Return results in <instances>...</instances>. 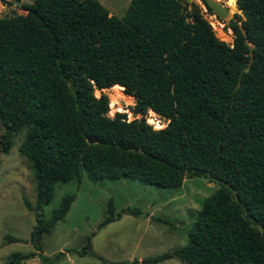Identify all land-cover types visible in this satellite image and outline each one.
<instances>
[{"label":"trees","instance_id":"16d2710c","mask_svg":"<svg viewBox=\"0 0 264 264\" xmlns=\"http://www.w3.org/2000/svg\"><path fill=\"white\" fill-rule=\"evenodd\" d=\"M235 6L248 17L229 20L230 44L185 0H129L120 17L97 0H32L21 4L24 14L0 17V153L25 131L17 151L35 182L34 205H24L36 216L34 251L10 253L5 264L63 255L48 260L39 241L74 195L62 196L47 220L42 207L57 183H79L81 172L93 182L156 188L190 177L217 184L185 246L141 263L264 264V0ZM113 86L133 97L139 118L108 116L102 90ZM147 110L164 127L148 125ZM123 212L133 213H114L108 200L98 227ZM87 248L67 252L83 256Z\"/></svg>","mask_w":264,"mask_h":264},{"label":"rangeland","instance_id":"374dc122","mask_svg":"<svg viewBox=\"0 0 264 264\" xmlns=\"http://www.w3.org/2000/svg\"><path fill=\"white\" fill-rule=\"evenodd\" d=\"M97 1L108 10V15L120 17L129 0ZM219 1L227 5L228 0ZM19 2L16 5L13 0H0V17L24 14L21 4L31 3L32 0ZM189 2L198 6L214 35L230 44L232 35L227 25L230 19H234V14L242 19L241 11L234 5L229 8L230 11L236 9V12L217 19L206 11L201 0ZM102 92L107 99L112 94L107 89ZM120 92L128 96L123 89ZM94 94L98 96L99 92L94 91ZM133 105L134 99L130 96L128 104L122 107L123 111L116 110V105L112 109L108 105L107 114L113 116L115 112H123L126 120L139 118L141 115L130 111ZM142 117L153 129L166 124L164 118L153 116L151 110H147ZM24 133L22 130L14 134L8 152L0 153V264H5L10 253L34 251L29 238L36 216L33 210L25 207L24 201L34 205L35 182L29 165L17 151ZM216 188L215 182L203 177L184 178L178 188L172 189L124 179L93 182L81 172L79 183L75 180L57 183L50 202L42 207V217L47 220L62 196L74 195L63 219L55 221L50 232L42 235L39 241L40 253L48 260L59 252L63 255L53 263H43L36 255L22 264H131L132 260L146 264L141 261L185 246L187 231L197 211ZM108 200L112 202L114 213L122 209H130L133 213H120L117 219L98 227L106 216ZM7 236L17 240L9 242ZM86 242L88 248L85 255L67 252L81 250ZM151 264L183 263L173 257Z\"/></svg>","mask_w":264,"mask_h":264},{"label":"water","instance_id":"95a60500","mask_svg":"<svg viewBox=\"0 0 264 264\" xmlns=\"http://www.w3.org/2000/svg\"><path fill=\"white\" fill-rule=\"evenodd\" d=\"M186 2H189L190 0H185ZM205 5L208 7L209 12L214 15L217 19H224L229 15V8L227 5L222 3L219 0H203ZM13 2L18 5L20 4L19 0H13ZM235 5V1H234ZM237 9V8H236ZM241 17L243 20L247 19L248 17V11L244 10L241 12ZM121 103V101H120ZM123 105V103H121Z\"/></svg>","mask_w":264,"mask_h":264},{"label":"bare ground","instance_id":"6f19581e","mask_svg":"<svg viewBox=\"0 0 264 264\" xmlns=\"http://www.w3.org/2000/svg\"><path fill=\"white\" fill-rule=\"evenodd\" d=\"M227 6L229 7H233L234 6V0H228L227 1ZM230 8H229V14H230ZM222 26V25H221ZM221 28V27H220ZM123 87L120 86H113L112 88H110L109 90L112 92L111 95H109V107L112 109L115 105H116V110L118 111H123L122 107L124 104H128V102L130 101V96H123V94L120 92V90H122ZM123 103V105L120 103ZM152 112V111H151ZM128 113V111H127ZM130 113V112H129ZM153 116H157L156 114H154L152 112Z\"/></svg>","mask_w":264,"mask_h":264},{"label":"built area","instance_id":"2783aa9c","mask_svg":"<svg viewBox=\"0 0 264 264\" xmlns=\"http://www.w3.org/2000/svg\"><path fill=\"white\" fill-rule=\"evenodd\" d=\"M151 116H152V115H151ZM157 116H158V115H157ZM153 121H154V119H152V120H151V122H153ZM148 125H150V126H151V124H148ZM156 125H157V124H156ZM151 127H152V126H151Z\"/></svg>","mask_w":264,"mask_h":264}]
</instances>
